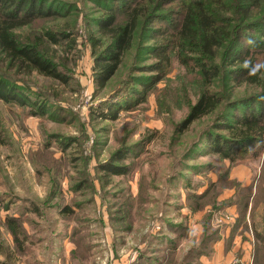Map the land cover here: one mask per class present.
Instances as JSON below:
<instances>
[{
	"label": "rangeland",
	"instance_id": "rangeland-1",
	"mask_svg": "<svg viewBox=\"0 0 264 264\" xmlns=\"http://www.w3.org/2000/svg\"><path fill=\"white\" fill-rule=\"evenodd\" d=\"M48 1L59 11L64 8L63 16L36 20L33 29L70 34V42L47 43L48 56L68 83L0 66V73L26 89L22 94L47 101L45 116L36 115V107L0 101V264H203L219 240L229 244L227 238L240 227L250 230L249 210L240 202L261 187L264 153L254 156L261 145L232 162L209 153L208 140L213 133L227 135L216 124H236L246 106L255 105L264 85H240L242 79L236 84V75L229 72L235 67L224 62L210 88L227 104L179 131L204 90L197 71L199 53L184 45L180 52L186 65L175 53L163 61L156 55L163 48L156 44L164 41L172 48L181 26L182 0H168L152 22L141 20L132 50L102 88L93 79L90 33L98 28L95 20L108 11L101 5L112 4L120 13L118 8L132 0ZM149 7L143 5V13ZM221 10L232 28L239 24L224 13L226 8ZM253 29L245 32L240 52L252 47L260 66L264 23ZM261 79L264 83V74ZM145 91V102L139 104ZM69 137L75 139L68 142ZM120 150L127 152L126 159L112 160ZM108 162L127 165L129 172L103 173L99 168ZM261 194L256 202H264V189ZM262 209L253 206L251 214L263 220ZM7 217L22 224L23 253L6 229ZM205 235L206 241L212 236L216 240L202 250Z\"/></svg>",
	"mask_w": 264,
	"mask_h": 264
},
{
	"label": "trees",
	"instance_id": "trees-1",
	"mask_svg": "<svg viewBox=\"0 0 264 264\" xmlns=\"http://www.w3.org/2000/svg\"><path fill=\"white\" fill-rule=\"evenodd\" d=\"M127 1L122 0L124 4ZM167 1L132 0L129 5L118 8L120 13L112 7V4L101 5L102 2L100 3L101 6L108 8V11L105 17L95 20V25L98 28L89 36L94 60L93 79L98 88L104 87L118 73L124 57L134 46L141 20H143V24L146 19L152 22L155 15L162 13ZM145 4H149L150 7L147 12L143 13L144 8L142 7ZM222 7L226 8L224 13L235 16L239 20V24L232 28L231 20H223L221 17ZM181 9V26L176 32L172 48L164 41L159 42L156 45L162 47L163 52L156 55L164 61V59H168V57L165 58V55L175 53L179 62L186 65L188 60L180 52L184 45L195 54L199 53L196 60L199 68L197 71L204 80V90L190 107L185 120L178 126L179 131H184L195 121L206 118L215 111H220L218 109L220 107L223 109L224 104H227L224 97L214 93L210 88L212 80L217 77L218 73H221L223 69L221 64L224 62L227 61L229 66L235 67L229 72L236 75L234 76L236 84L240 83L242 79L240 85L247 84L255 87L264 85L263 79H261L264 74V63L260 66L256 65L258 58L254 56L255 52L251 50L252 47L242 54L240 52L246 39L245 32H251L254 30L253 28L264 23V0H182ZM255 10L258 11L256 14L250 13ZM63 11L64 8L59 11L55 2L48 0H0V66L5 65L8 71L16 73L22 71L31 75L36 72L62 84H67V76L60 71L56 61L48 56L47 43L58 46L62 40L70 42V34L63 31L42 32L33 29V23L36 20L61 17ZM26 28L31 31L28 35L23 32V29ZM229 54L234 58L228 59ZM261 54L264 56V52ZM219 57H221V61H218ZM160 80V78L157 79V81ZM25 90L16 80L0 73V101L6 102L10 107L14 105L36 107L38 111L35 114L45 116L47 101H32L21 93ZM148 90L149 88H146V91ZM146 91L137 100L139 104L145 102ZM260 101H264V92L257 98L255 105L246 106L248 110L237 117L236 124L222 120L216 124V129L227 130L228 134L223 136L213 133L208 140L210 141L209 153L218 154L232 162H237L242 159V155L251 153L258 144L261 145V148L260 151H255L254 156L260 157V153H264V102ZM111 109L108 108L106 113L110 114ZM100 113L101 116L106 115L104 112ZM117 116V113L112 115L113 119H117ZM223 116L227 119L228 112ZM223 116H221L222 119ZM74 139L67 138L68 142ZM45 152L48 151L45 149ZM127 156V152L120 150L112 156V160H124ZM99 169L103 173L113 175H125L129 172V166H117L112 162L101 165ZM261 171V187L258 188L255 195L249 192L250 195L246 197V202H240L247 210L252 200V208L253 206L255 208L263 207L262 211L264 212V202H256L264 189V163ZM85 177H82L84 180L79 182L82 186L85 184ZM240 203L235 202L239 208ZM65 212H67V208ZM208 220L205 221L207 224ZM5 225L13 238L16 249H20L18 251L23 253L20 240V234L23 232L22 224L13 217H7ZM253 226V235L257 242L253 250V264H264V222L260 227L256 224ZM245 227L248 228L247 225ZM207 238L208 235L202 237L201 245H206L201 248L202 250H207L209 245L216 240L213 236L208 241H206Z\"/></svg>",
	"mask_w": 264,
	"mask_h": 264
},
{
	"label": "crops",
	"instance_id": "crops-1",
	"mask_svg": "<svg viewBox=\"0 0 264 264\" xmlns=\"http://www.w3.org/2000/svg\"><path fill=\"white\" fill-rule=\"evenodd\" d=\"M252 202L250 203L248 210L252 222H250V227H254L256 224L260 227L264 222V218L258 219L251 214ZM240 227V226H239ZM248 230L246 232H242L240 227V231L236 232L232 237L227 238L229 240V244L225 242V240H219L215 246H213V252L210 257L207 259H203V264H253V250L254 246L257 243L255 237L253 235L252 230ZM237 235V236H236ZM237 253V255H235Z\"/></svg>",
	"mask_w": 264,
	"mask_h": 264
}]
</instances>
